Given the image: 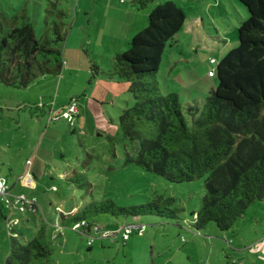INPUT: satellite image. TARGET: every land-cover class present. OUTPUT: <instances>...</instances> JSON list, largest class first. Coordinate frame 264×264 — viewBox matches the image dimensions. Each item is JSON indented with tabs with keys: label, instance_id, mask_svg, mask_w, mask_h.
Masks as SVG:
<instances>
[{
	"label": "rangeland",
	"instance_id": "rangeland-1",
	"mask_svg": "<svg viewBox=\"0 0 264 264\" xmlns=\"http://www.w3.org/2000/svg\"><path fill=\"white\" fill-rule=\"evenodd\" d=\"M157 1L164 0H156L133 13L135 17L129 23L125 22L127 17L121 10L124 12L126 6H131V0L122 3L120 0H0V27L3 30L7 29L8 21L16 18L30 23L37 38L45 33L51 37L54 22H62L60 26L67 37L61 49L71 51L70 61L76 67L62 70L60 76L50 75L37 81L39 85L45 80L53 82L46 87L47 92L43 89V101L38 97V88L22 89L0 84V177H6L11 183L14 180L11 174H24L25 162L29 160L36 189L26 193L34 194L31 196L36 197L39 207L34 217L28 213H14L13 228L22 231L24 240H30L35 231L44 226L46 237L43 241L52 248L47 264H227L229 257L223 252L241 259L237 264L243 263L242 253H232L231 241L226 239L228 235L219 234L215 224L199 232L193 229L191 214L200 209L205 192L204 178L170 183L137 166L125 165L126 141L117 117L121 109L133 105V99L125 94L122 85L90 79L88 68L91 63L104 72L110 71L111 57L128 49L126 24L144 23ZM173 1L188 16H202L205 44L211 52L201 49L200 36L194 44L198 49L191 48L192 43L183 34L179 45L186 58L182 65L192 66L194 73L202 75L205 53H212L217 58L225 55V52H218L213 43L216 31L226 30L228 36L225 38L237 43L238 27L247 18V13L237 1L233 5L229 0ZM220 3L227 6L230 20ZM231 48L229 46L228 50ZM61 77L63 82L57 100V82ZM73 91V99L82 106L80 121L74 126H69L63 118L48 123L51 113L58 115L61 110L58 105ZM84 100L85 106L82 105ZM80 174L90 184L88 188L67 182ZM52 187L55 190H51ZM159 195L175 200L180 221L141 216L139 220L144 228L124 238L122 233H115L133 220L131 217L99 214L93 218L95 225L100 230H109V237H101L100 232L93 230V241L87 245L90 236L85 237L69 228H62L55 232L58 233L56 238L53 236L52 226L59 219L56 206L64 212L71 207H76V211L93 201L111 199L118 206L130 207L145 204ZM247 214L251 216L250 212ZM247 226L241 232L250 230L253 233V228L247 229ZM7 235L6 222L0 217V264H4L8 253ZM258 263L262 264L261 261Z\"/></svg>",
	"mask_w": 264,
	"mask_h": 264
},
{
	"label": "trees",
	"instance_id": "trees-1",
	"mask_svg": "<svg viewBox=\"0 0 264 264\" xmlns=\"http://www.w3.org/2000/svg\"><path fill=\"white\" fill-rule=\"evenodd\" d=\"M155 1L131 0L130 7L141 10ZM235 1L243 6L247 18L239 24L237 46L219 61L214 74L217 84L202 104H183L176 93L163 95L159 88L163 53L186 21L173 0L156 2L147 25L129 40L128 49L113 56L109 72L95 63L89 68L90 79L102 76L127 83L133 99V105L120 110L117 117L126 141L125 165L170 183L204 178L200 209L191 214L196 232L211 224L228 231L251 205L264 200V0ZM60 25L54 22L52 36L45 33L41 38L24 20L11 19L6 30L1 26L0 84L25 89L39 78L60 75L64 68L61 44L67 37ZM67 182L90 186L81 174ZM174 203L172 197L159 195L130 207L107 199L73 213L69 212L74 208L55 209L60 230L84 222L75 232L89 237L93 218L99 214L131 217L127 223L143 224L140 217L151 215L180 221ZM1 216L6 220V214ZM44 230L24 240L19 230L7 229L4 264H47L52 248L43 241ZM57 234L54 231L53 236Z\"/></svg>",
	"mask_w": 264,
	"mask_h": 264
},
{
	"label": "crops",
	"instance_id": "crops-1",
	"mask_svg": "<svg viewBox=\"0 0 264 264\" xmlns=\"http://www.w3.org/2000/svg\"><path fill=\"white\" fill-rule=\"evenodd\" d=\"M180 1L183 2L182 0ZM234 1L235 0H229L231 5L234 4ZM220 5L222 6L224 13L226 14V18L228 17L230 20L231 18L229 17V13L227 12V6L225 7L224 5H222V3H220ZM123 11L124 12H122L121 10V13H123L122 15L127 17L125 22H129V23L131 22V19L135 17L133 13H138V10H136V8L130 7V6H126V8L123 9ZM184 13L186 16L185 24L183 28L180 30V32L176 35L174 41L166 47L167 49H165L163 53L162 61H161L159 71L157 74V80H158L159 88L162 93L164 94L176 93L181 103L183 104H194V103L202 104L205 97L209 94V92L212 89L215 88L217 84V80H215V76H209V72L212 70L216 72V67L219 61L223 58V56L221 55L220 57L217 58V57H214L212 53H209V55L205 53L206 55L204 57V66L202 65V68L200 71L202 72V75H199V76L197 75V73H194V67L182 65V62L186 58L183 57L182 50L179 48V45L181 42L180 35L183 34L184 36L188 37L189 41L192 43L191 48L197 47L196 49H198V45L196 46L194 44L196 43L197 38L200 36L199 38L203 41V45L201 46V49L204 50V52H207V50L209 51L211 50V48L208 49L205 44L206 35L203 29L204 23H203L202 16L199 14L198 15L195 14L194 16L192 15L188 16L185 10H184ZM129 23L126 24L128 25L126 36L127 34L128 36H131V34H136L139 31H141L147 25V19L144 23L140 22L139 25H137L135 22H132L129 26ZM232 25L233 23H231V27L233 28ZM216 32H217L216 33L217 37L214 39L213 43L217 47L218 52L220 53L225 52L226 54L228 51L233 49L235 45L237 46L238 42L234 44L233 42L225 38L226 36H228V33L226 30L218 29ZM128 36L126 37L127 46L130 40V39H127ZM220 44H222V46ZM229 46L230 47L232 46L233 48L228 50ZM70 54H71V51L67 48L63 51V59L65 58L63 71L65 69L69 70V68H76L70 61ZM207 55H208V58H207ZM112 58L113 57H111V59ZM211 58H214L216 60V63H211L210 62ZM86 67L87 66H85V68ZM197 68L200 69V67H196V69ZM43 78L46 79V77H43ZM43 78H39L38 80L43 79ZM38 80L30 84L28 87L38 88V97L41 101H43L45 98L44 96L45 93H43V89L45 90V92H47L46 87L49 85L51 86L53 82L52 80L50 81L45 80L44 83L39 85L37 82ZM95 80H101L106 83H114L116 85H122L124 87L125 94L127 93V95L130 96L127 92V83L125 82H119L114 79H107V78L100 77V76L96 77ZM62 82H63V77H61L60 80L57 82V95H56L57 100H58V95L60 94V89L62 87ZM74 97H75L74 91L71 93H68L67 98H65L64 101H61V103L58 105L57 108L62 109ZM85 104H86V100L82 101V105L85 106ZM79 106H80V110H79L80 112L78 114L77 123L80 121V116L82 113V106L80 105V103H79ZM51 122H48V123H51ZM53 126H55V124ZM30 170H31L30 172H32V168ZM23 175H24L23 172H21L20 174H16L13 172L11 174L10 177L12 178V176H14V180L11 183H9V185L11 188V192L13 194L25 193L27 195L28 191H34L36 189L35 182H34V188H27L24 186L23 184L24 181L21 178ZM31 195H34V194L31 193ZM31 195L29 194L28 196H31ZM253 205H251L250 208L246 211V213L234 223L231 229H229L228 231H224V232H221L218 230L220 232L219 234L226 233V235H228L226 239L231 241L232 251H233L232 253L234 252H236L235 254L242 253V257L239 255L243 260L242 264H247V263L248 264H259L258 261H261V263L264 264V200L256 202ZM55 208H58L59 210L64 211V209L60 208L59 206H56ZM72 208L75 209L76 207H71L67 209L71 210ZM248 212H250L251 214L250 217H248V214H247ZM34 215L35 214H29L30 217H34ZM0 217L2 218L1 215ZM3 220L5 221V219ZM183 224H185V222ZM246 224L248 225L247 229L253 228V233H251L250 230H248L247 233L241 232V229H245ZM41 228L45 229L44 226H42L35 231V234ZM187 228L189 227L187 226ZM255 231H260V233H256ZM223 255L226 257H229V262L227 264H237L238 263L237 260H241V259H235L234 257H232V255L227 254L225 252H223Z\"/></svg>",
	"mask_w": 264,
	"mask_h": 264
},
{
	"label": "built area",
	"instance_id": "built-area-1",
	"mask_svg": "<svg viewBox=\"0 0 264 264\" xmlns=\"http://www.w3.org/2000/svg\"><path fill=\"white\" fill-rule=\"evenodd\" d=\"M210 62L216 63V60L214 58H211ZM214 74H215L214 70L209 72V76H214ZM78 114H79V105H78L77 99H72L65 107H63L59 111L58 115L51 113L48 122L57 120L59 118H63L67 121L69 126H74L77 122ZM25 166H26V169H25L26 172L21 177L24 181L23 184L27 188H34V179L30 172V167H29L30 161L29 160H26ZM52 190H55V188L53 187ZM74 210L75 209L71 210L69 213H73ZM38 211H39V207L37 204L36 197L28 196L25 193L13 194L11 192V188H10L7 178L0 177V215L1 213L6 214L7 217H6L5 222H6L7 229H10L13 227L14 221L12 219V215L14 213L19 212L22 214L24 213L36 214ZM53 226H54L53 227L54 231L59 232L60 227L57 224ZM83 226H85L84 222H80V223L74 224L71 230L77 231ZM143 228H144V224L142 223H136V222L127 223V224H123L120 228H118L115 234L120 232L122 233L124 238H127L131 234L135 232H139ZM93 230L100 232L101 237L110 236L109 230L107 231L100 230L96 225L92 226L91 231ZM92 241H93V237L90 236V239H88L87 244L91 245Z\"/></svg>",
	"mask_w": 264,
	"mask_h": 264
}]
</instances>
